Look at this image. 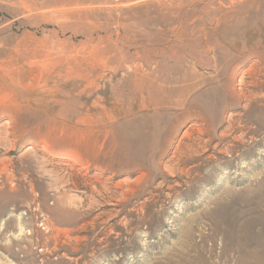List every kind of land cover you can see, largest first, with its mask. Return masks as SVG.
I'll return each mask as SVG.
<instances>
[{"label": "rangeland", "instance_id": "374dc122", "mask_svg": "<svg viewBox=\"0 0 264 264\" xmlns=\"http://www.w3.org/2000/svg\"><path fill=\"white\" fill-rule=\"evenodd\" d=\"M0 264H264V0H0Z\"/></svg>", "mask_w": 264, "mask_h": 264}, {"label": "built area", "instance_id": "2783aa9c", "mask_svg": "<svg viewBox=\"0 0 264 264\" xmlns=\"http://www.w3.org/2000/svg\"><path fill=\"white\" fill-rule=\"evenodd\" d=\"M43 224V223H42ZM44 225V224H43Z\"/></svg>", "mask_w": 264, "mask_h": 264}]
</instances>
